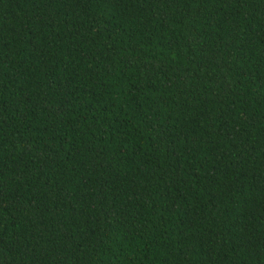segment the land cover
Here are the masks:
<instances>
[{
  "label": "trees",
  "instance_id": "16d2710c",
  "mask_svg": "<svg viewBox=\"0 0 264 264\" xmlns=\"http://www.w3.org/2000/svg\"><path fill=\"white\" fill-rule=\"evenodd\" d=\"M0 264H264V0H0Z\"/></svg>",
  "mask_w": 264,
  "mask_h": 264
}]
</instances>
